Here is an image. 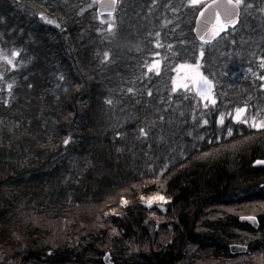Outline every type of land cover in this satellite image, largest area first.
Segmentation results:
<instances>
[{
	"label": "trees",
	"instance_id": "16d2710c",
	"mask_svg": "<svg viewBox=\"0 0 264 264\" xmlns=\"http://www.w3.org/2000/svg\"><path fill=\"white\" fill-rule=\"evenodd\" d=\"M161 2L187 17L180 0ZM85 4L0 0V43L24 62L9 97L0 95V264H197L196 252L215 264H258L239 258L264 256V214L258 227L239 217L264 203V166L254 165L264 159V128L234 124L218 140L215 111L212 134L172 159L167 140L187 137H169L172 123L156 106L160 87L173 83L170 67L147 68L156 30L129 5L117 35L124 45H102L100 20ZM208 57L203 69L224 91L238 72ZM156 191L170 199L158 229L148 215L161 210L141 203ZM122 196L130 206L107 214ZM237 243L248 246L243 256L231 253Z\"/></svg>",
	"mask_w": 264,
	"mask_h": 264
},
{
	"label": "rangeland",
	"instance_id": "374dc122",
	"mask_svg": "<svg viewBox=\"0 0 264 264\" xmlns=\"http://www.w3.org/2000/svg\"><path fill=\"white\" fill-rule=\"evenodd\" d=\"M18 1L21 6L22 0ZM206 1L186 0L183 4L180 0L178 4L183 5L180 11L184 10L187 15L181 21L180 16L174 15L172 17L169 14V5L161 2V0H120L116 15L98 17L101 27L98 30L103 36L101 44H108L107 42L117 44L119 42V47L123 46L124 43H121L119 37H117L118 29H121V24L127 22L125 19L127 18V7L129 5L132 7L133 12L140 13L143 16L141 20L146 19L151 22L150 30L152 29V35L156 33L154 37L156 42L151 50L150 66L147 68L148 70H154L156 75H160L159 71L156 70L158 65H163L162 69L164 71L166 67H170V78L173 82L170 84L171 87L168 85L169 92H167V87H160L156 106H159L161 116L166 117L169 123H172L170 127L169 125L167 127L169 128L168 131L173 130L169 137H176L180 132L185 136L184 138L187 137L186 140H180L177 146L167 140L166 143L170 147L169 154L172 159L177 158V156L183 157L186 154V148L189 150L199 139H205L208 134H212L210 129L211 117L215 111L217 112L215 128L218 131V140L221 139L222 134L229 135L233 131L234 124L244 123L254 129L264 128V0H237L242 9L240 26L227 37L209 46L197 43L195 38L191 39L186 34L189 20L191 17L194 19L197 10ZM96 2L97 0H89V5L85 4L86 9L88 7L95 8ZM36 12L39 13V20L45 24H56L55 19L47 17L43 11L36 9ZM173 12H175L174 9ZM94 13L96 15L95 10ZM159 14L162 15L160 31L159 27L154 24ZM157 22L159 21L157 20ZM249 30H252V32H247ZM242 33L244 37L241 38L243 35L238 37ZM236 37L240 38L239 42L236 41ZM7 41L5 39L4 43H0V60L3 59L8 63L10 76L6 82L0 84V95L6 94L9 97V93L14 88L15 78L24 62L20 57V52L13 47H8ZM129 45H132V43H129ZM120 52H123V50ZM206 57L212 60L218 58L225 66L228 63L235 66L233 71L238 72V76L235 75L232 82L224 85V91L222 90L223 86L221 87L222 84L217 82L218 79L213 80L203 69V66H205L203 61ZM155 58L156 61H154ZM219 73H224V70H220ZM242 79L246 80L248 84L239 83ZM122 91L123 88L118 90V92ZM259 91L260 93L257 95L256 93ZM227 118L231 120L228 125H226ZM150 126L145 127V129L151 128ZM140 133V137L145 136L144 130ZM189 140H191V143ZM70 144L71 140L67 138L66 146ZM161 195L166 198L167 203L153 200L154 197ZM149 201H153L152 206L167 207L170 199L163 192L156 191L141 197V203L145 202L147 204ZM129 204V200L122 196L120 203L109 206L106 213L122 215L123 210L130 206ZM159 209L162 215L165 214V210ZM249 209V211H245L250 213L249 215H263L264 203L262 205H251ZM228 213H230L229 210L223 212L224 215ZM148 216L158 223L157 229L159 224L167 219L162 218L165 217L164 215L156 216L154 213ZM196 256L198 258L196 260L197 264H215L210 256L205 255V252H196ZM239 259L258 264L264 263V256L259 257L258 253ZM107 261H113V257L110 256Z\"/></svg>",
	"mask_w": 264,
	"mask_h": 264
},
{
	"label": "water",
	"instance_id": "95a60500",
	"mask_svg": "<svg viewBox=\"0 0 264 264\" xmlns=\"http://www.w3.org/2000/svg\"><path fill=\"white\" fill-rule=\"evenodd\" d=\"M118 0H97L95 12L98 17L114 15L117 11ZM241 20V8L236 0H210L197 13L194 21L193 33L199 42L211 44L217 38L227 33L230 29L236 28ZM8 73L7 62L0 60V80ZM255 166H264V159H257ZM144 206L147 204L142 202ZM148 207V206H146ZM150 208V207H149ZM165 210L164 206H160ZM241 222H248L253 226L259 225V218L256 215H242ZM251 220V222H250ZM232 253L245 252L246 245L232 244ZM109 253L105 260L109 259Z\"/></svg>",
	"mask_w": 264,
	"mask_h": 264
},
{
	"label": "snow or ice",
	"instance_id": "6c2138e0",
	"mask_svg": "<svg viewBox=\"0 0 264 264\" xmlns=\"http://www.w3.org/2000/svg\"><path fill=\"white\" fill-rule=\"evenodd\" d=\"M153 200H159V201H161V202H163V203H167L168 201L166 200V198L164 197V196H159V197H154L153 198ZM152 203H153V201H149L148 203H147V205L146 206H148V207H151L152 206ZM163 210V209H162ZM250 222H251V220H250Z\"/></svg>",
	"mask_w": 264,
	"mask_h": 264
},
{
	"label": "flooded vegetation",
	"instance_id": "af4514ba",
	"mask_svg": "<svg viewBox=\"0 0 264 264\" xmlns=\"http://www.w3.org/2000/svg\"><path fill=\"white\" fill-rule=\"evenodd\" d=\"M197 12H198V10H197ZM197 12H196V15H195V17L194 18H196V16H197ZM195 20V19H194ZM165 207V206H164ZM166 209L165 210H167V207H165ZM164 211V210H163ZM259 226V225H258ZM258 226H256V227H258ZM237 244H239V245H246V244H240V243H237ZM247 246V245H246ZM247 250H248V246H247ZM247 250L245 251V252H238V253H232L233 255H236V256H243L244 254H246V252H247Z\"/></svg>",
	"mask_w": 264,
	"mask_h": 264
}]
</instances>
